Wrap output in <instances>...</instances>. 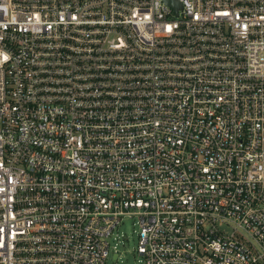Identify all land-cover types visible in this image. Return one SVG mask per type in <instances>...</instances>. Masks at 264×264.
<instances>
[{
	"label": "built area",
	"instance_id": "obj_1",
	"mask_svg": "<svg viewBox=\"0 0 264 264\" xmlns=\"http://www.w3.org/2000/svg\"><path fill=\"white\" fill-rule=\"evenodd\" d=\"M0 0V264H264V0Z\"/></svg>",
	"mask_w": 264,
	"mask_h": 264
},
{
	"label": "rangeland",
	"instance_id": "obj_2",
	"mask_svg": "<svg viewBox=\"0 0 264 264\" xmlns=\"http://www.w3.org/2000/svg\"><path fill=\"white\" fill-rule=\"evenodd\" d=\"M139 226L135 217H124L107 238L109 250L104 264H141L136 254Z\"/></svg>",
	"mask_w": 264,
	"mask_h": 264
},
{
	"label": "water",
	"instance_id": "obj_3",
	"mask_svg": "<svg viewBox=\"0 0 264 264\" xmlns=\"http://www.w3.org/2000/svg\"><path fill=\"white\" fill-rule=\"evenodd\" d=\"M166 1L169 2V3H178V2H176L174 0H166Z\"/></svg>",
	"mask_w": 264,
	"mask_h": 264
}]
</instances>
